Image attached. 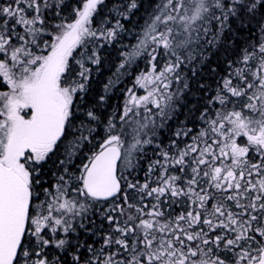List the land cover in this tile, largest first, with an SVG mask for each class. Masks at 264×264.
Here are the masks:
<instances>
[{
    "label": "snow or ice",
    "instance_id": "obj_1",
    "mask_svg": "<svg viewBox=\"0 0 264 264\" xmlns=\"http://www.w3.org/2000/svg\"><path fill=\"white\" fill-rule=\"evenodd\" d=\"M0 264H264V0H0Z\"/></svg>",
    "mask_w": 264,
    "mask_h": 264
},
{
    "label": "trees",
    "instance_id": "obj_2",
    "mask_svg": "<svg viewBox=\"0 0 264 264\" xmlns=\"http://www.w3.org/2000/svg\"><path fill=\"white\" fill-rule=\"evenodd\" d=\"M135 43V38L133 36L125 35L123 41L121 44H114L112 46V50L108 52V61L105 64V66L101 69L100 73V87L103 86V82H106L107 79L112 76V73L115 71L116 66L119 64L120 60L122 59L120 53L124 50V46L126 45H132ZM143 67V65H141ZM136 73L133 72L132 75L126 76L122 78V83L118 85V88L123 90L124 88H131L132 87V80L133 76ZM137 94H143L142 89H136ZM117 96L122 95V91H117ZM183 117H181L182 119Z\"/></svg>",
    "mask_w": 264,
    "mask_h": 264
}]
</instances>
